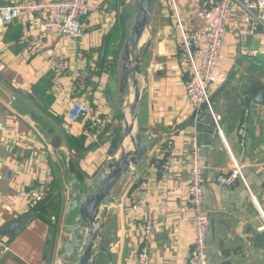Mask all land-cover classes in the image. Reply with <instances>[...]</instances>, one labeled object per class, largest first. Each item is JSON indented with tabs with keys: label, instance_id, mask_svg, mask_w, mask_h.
Wrapping results in <instances>:
<instances>
[{
	"label": "crops",
	"instance_id": "0c3cea01",
	"mask_svg": "<svg viewBox=\"0 0 264 264\" xmlns=\"http://www.w3.org/2000/svg\"><path fill=\"white\" fill-rule=\"evenodd\" d=\"M88 1L93 8L105 10L108 17L92 12L83 19L85 35L78 41L53 32L41 57L26 54L27 38L37 35L26 17L0 23V229L32 213L22 196L32 186H47L51 199L60 207L50 214L48 222L34 216L15 239L0 237V264H78L85 240V234L81 240L78 234L86 230L78 219L80 194L93 190L109 173V165L120 158L123 145L132 150L129 138L122 145L126 113L117 92L122 74V52L116 47L119 42L112 45L117 58L106 54L108 46L112 47L108 37L116 25L123 21L124 29L130 28L136 0ZM199 2L174 0L190 32L202 27L197 16ZM8 4L9 0H0V7ZM245 15L238 8L228 20L218 64L227 80L211 90L221 134L215 127L210 135L198 131L196 112L186 96L188 65L183 59L172 0L153 4L151 24L139 47L143 51L150 45L139 78L142 101L133 131L137 135L140 129L146 130L143 135L149 151L140 165L123 174L99 215L105 223L104 245L113 264H135L143 246L142 234L130 227V218L157 224L150 241L151 264H188L195 246L193 213L187 207L194 142L205 166L210 263L264 264V34L249 37L243 29ZM52 54L71 61L69 82L76 73L88 75L90 92L79 98L93 110L98 109L95 91L101 81L106 83L108 106L116 96V113L112 103L110 106L112 123L90 148L82 123L66 119L72 99L62 101L53 93L47 63ZM109 60L113 66L108 75L104 67ZM118 100L121 113L117 112ZM203 114L201 111L199 118ZM243 123L247 135L242 146L238 129ZM168 139L173 142L169 153ZM229 151L244 165L249 189L241 182L231 186L217 182L231 172ZM158 159L164 160L162 164L169 162L164 178L156 166ZM136 199L140 205L134 208L132 201ZM102 261L109 264L105 255Z\"/></svg>",
	"mask_w": 264,
	"mask_h": 264
},
{
	"label": "built area",
	"instance_id": "2783aa9c",
	"mask_svg": "<svg viewBox=\"0 0 264 264\" xmlns=\"http://www.w3.org/2000/svg\"><path fill=\"white\" fill-rule=\"evenodd\" d=\"M178 35L183 51V59L188 65L189 79L186 83V96L196 112L195 119L203 111L211 119L221 134L220 118L214 111L211 90L220 88L226 83V74L218 69L220 51L227 31L228 20L238 8H242L246 15L243 18V29L249 37L264 34V0H200L198 19L202 27L190 32L182 22L174 0H172ZM92 12H98L102 17H108L100 7L93 8L88 0H9V4L0 7V23L9 24L22 17H26L37 35H30L26 40V54L29 58L41 57L45 53L46 42L53 32H58L65 38L78 41L85 35L86 27L83 19L90 17ZM83 56L81 55L80 58ZM48 67L52 74L53 93L59 100L72 99L66 109V119L69 123H82L89 135L90 146L97 142L112 123L111 109L105 101L106 83L101 81L95 91L97 111L79 95L86 96L88 75L76 73L72 82L68 78L72 71L71 61L64 56L52 54L47 57ZM112 63L109 60L104 67V73L111 72ZM84 98V97H82ZM242 146L247 135L246 123L238 129ZM173 142L168 139L166 152L169 153ZM231 157V172L227 176L218 178V183L224 186L234 185L240 181L247 186L244 165L229 151ZM158 159L156 166L162 170L163 178L169 169V162ZM205 166L202 161L201 150L197 142L193 143L191 164L189 169L190 184L188 187L187 207L193 213L192 225L195 231V246L188 257V264H211L206 238L210 229V218L204 205ZM249 189V188H248ZM50 190L47 186H32L22 193L30 211L37 209L47 201ZM134 208L139 207L138 199L133 200ZM56 221V218L52 219ZM131 228L142 234L143 246L140 248L135 264H151L150 241L157 224L153 220L135 221L129 219Z\"/></svg>",
	"mask_w": 264,
	"mask_h": 264
},
{
	"label": "water",
	"instance_id": "95a60500",
	"mask_svg": "<svg viewBox=\"0 0 264 264\" xmlns=\"http://www.w3.org/2000/svg\"><path fill=\"white\" fill-rule=\"evenodd\" d=\"M156 0H136L135 11L129 28L128 37L122 46L121 65L122 75L120 83V98H124L128 93L130 80L133 83L135 97L133 103L129 106L130 122L126 115H123L125 130L122 136V145L126 139H130L132 150L128 151L124 145L121 149V156L115 162L109 165V173L102 176L98 185L80 198L78 219L86 230L79 232V239L85 234L84 246L77 257L78 264H104L102 257L105 255L109 264H113L112 256L105 248V223L100 218L101 207L111 197L112 192L123 174L134 165H140L149 151V143L145 141L143 133L145 129H140L137 135L133 134L135 119L142 101V93L139 87V78L143 75V65L146 61L147 51L150 45L140 51V41L150 27L153 13V4ZM259 100V99H258ZM196 117V116H195ZM198 131L214 134L215 125L211 116L204 113L197 119ZM235 184H240L237 181ZM76 208L74 204L73 209ZM34 213L27 215L23 220L7 225L0 229V237L9 236L15 239L23 230L26 224L34 217Z\"/></svg>",
	"mask_w": 264,
	"mask_h": 264
},
{
	"label": "trees",
	"instance_id": "16d2710c",
	"mask_svg": "<svg viewBox=\"0 0 264 264\" xmlns=\"http://www.w3.org/2000/svg\"><path fill=\"white\" fill-rule=\"evenodd\" d=\"M128 32L129 29L125 30L124 26H123V21L118 23L116 25V27L114 28V32H112L109 35V41L108 44L109 45H113V44H117L119 42V44L116 45L117 50L120 52H122V46L124 44V42L126 41L127 37H128ZM113 46L107 48L108 53L106 54V56L108 54H114L115 57L117 58L116 52L113 51ZM113 66V63H112ZM112 69V68H111ZM108 131V129H107ZM91 146H89L90 148ZM51 195V194H50ZM49 195L47 201L43 202L42 204H40V206L33 210L32 213H34L35 217L40 218L41 220L48 222V217H50V214H55L60 210V207L53 201V199H51V196ZM84 194H80V197H82Z\"/></svg>",
	"mask_w": 264,
	"mask_h": 264
},
{
	"label": "rangeland",
	"instance_id": "374dc122",
	"mask_svg": "<svg viewBox=\"0 0 264 264\" xmlns=\"http://www.w3.org/2000/svg\"><path fill=\"white\" fill-rule=\"evenodd\" d=\"M141 51V50H140ZM119 65V64H118ZM116 70V69H115ZM120 71V73H121V70H119ZM122 75V74H121ZM120 75V76H121ZM120 83H121V77H120V81H119V87H118V93H120ZM114 85H115V87H116V81L114 82ZM133 91H134V87H133V83H132V81L130 80V83H129V85H128V93H127V95H126V97L124 98V110H126V114H127V116H128V118H127V120L130 118V112H129V106L131 105V103H133V102H131L132 101V99L134 98L133 97V95H131V94H133ZM131 93V94H130ZM111 94H112V92L111 93H108L107 95L110 97L111 96ZM115 94H116V91H115ZM131 96V97H130ZM120 97V96H119ZM127 98V99H126ZM130 100V101H129ZM109 102H110V106H112L113 105V110L115 111V113H116V96L115 97H113L112 99H111V101L109 100ZM111 103H112V105H111ZM109 106V107H110ZM110 109H111V107H110ZM117 112L118 113H121V109H120V107H119V100H118V103H117ZM129 121V120H128ZM130 122V121H129Z\"/></svg>",
	"mask_w": 264,
	"mask_h": 264
},
{
	"label": "bare ground",
	"instance_id": "6f19581e",
	"mask_svg": "<svg viewBox=\"0 0 264 264\" xmlns=\"http://www.w3.org/2000/svg\"><path fill=\"white\" fill-rule=\"evenodd\" d=\"M131 94V93H130ZM131 95H134V94H131ZM131 97V96H130ZM127 99V98H126ZM130 101V100H129ZM125 113H126V110H125ZM126 116H127V114H126ZM131 119V118H130Z\"/></svg>",
	"mask_w": 264,
	"mask_h": 264
}]
</instances>
